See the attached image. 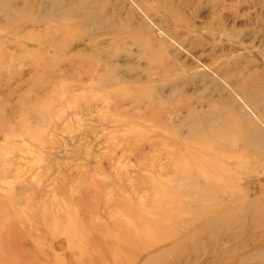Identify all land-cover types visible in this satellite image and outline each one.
<instances>
[{
	"label": "rangeland",
	"instance_id": "obj_1",
	"mask_svg": "<svg viewBox=\"0 0 264 264\" xmlns=\"http://www.w3.org/2000/svg\"><path fill=\"white\" fill-rule=\"evenodd\" d=\"M0 264H264V0H0Z\"/></svg>",
	"mask_w": 264,
	"mask_h": 264
}]
</instances>
